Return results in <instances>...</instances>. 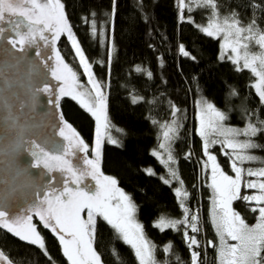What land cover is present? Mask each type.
<instances>
[{
  "label": "trees",
  "instance_id": "obj_1",
  "mask_svg": "<svg viewBox=\"0 0 264 264\" xmlns=\"http://www.w3.org/2000/svg\"><path fill=\"white\" fill-rule=\"evenodd\" d=\"M62 2L85 56L93 65L95 79L106 86L108 116L120 130L115 136L117 143L104 146L103 173L115 178L117 186L131 197L147 239L156 246V260L177 264L176 256H179L183 264H187L190 257L183 239V227L164 232L154 227L161 216L182 218L174 192L176 184L162 182L161 176L169 179L167 168L152 155L153 150H160L158 145L163 142L164 126L175 117L179 118L181 127L170 145L190 194L186 206L194 207L198 201V180L201 183L199 196L204 201L206 232L204 237L198 234L202 244L198 249V264H218L210 199L202 177L201 166L206 156L197 130L196 105L200 100L212 103L225 113L224 124L230 127H244L253 111L264 119V104L250 87L256 77L247 69L236 71V66L222 54L220 41L197 30V26L206 25L207 12L203 9L193 10L190 15L184 13L186 20H195L194 25L179 19L177 0H115L114 16L109 15L114 0ZM185 3L196 9L191 0H185ZM215 3L221 18L235 12L242 25L255 20L259 28L264 29V13L261 12L264 0H215ZM250 3L256 7L250 9ZM92 19L97 25L95 37L91 35L89 23L85 22ZM180 44L189 56L180 53ZM221 55L225 58L221 59ZM137 68L141 70L137 71ZM148 73H151L150 77ZM233 89L237 95H232ZM133 97L139 102L133 103ZM69 105L79 115L81 122L78 125L84 134L96 139L93 118L75 104ZM174 108L179 109L175 115ZM254 139L262 147L252 150L253 154L264 158V134ZM211 151L228 170L229 162L221 155L220 146ZM147 169H152L155 175H149ZM234 209L248 225L256 223L258 214L248 211L245 203L235 201ZM191 235L193 233L189 232ZM207 241H211V245L206 244ZM169 242L172 251L165 253L162 249ZM94 248L101 257V264H138L130 246L124 244L101 218H97ZM0 250L9 264H53L40 248L21 241L6 230L0 231ZM49 250L55 258L60 257L57 247Z\"/></svg>",
  "mask_w": 264,
  "mask_h": 264
},
{
  "label": "snow or ice",
  "instance_id": "obj_2",
  "mask_svg": "<svg viewBox=\"0 0 264 264\" xmlns=\"http://www.w3.org/2000/svg\"><path fill=\"white\" fill-rule=\"evenodd\" d=\"M191 3L196 5V9L186 5L185 0H177L179 19L195 25V20L192 18L186 20L184 13L188 12L190 15L193 10L198 9L207 12L206 26H197V30L213 38H219L223 34L222 48L230 49L234 54L229 55L228 59L236 66V71L247 69L258 78V82L250 87L255 89L261 104H264V29L259 28L255 20L242 25L235 12L221 18L215 0H191ZM114 5L115 0L110 16L115 15ZM255 7L254 4H249L250 9ZM64 9L62 0H0V39L6 38V32L14 34V37L8 36L7 41L14 47L18 41L21 46L19 51L23 52L24 45H35L37 40L43 41L47 46H53L61 36H66L72 57L86 77L89 87H85L80 82L77 71L70 67L60 51L54 48L55 65L50 70L51 76L62 83L56 93H53L48 85L44 86L43 91L56 97V100H50V103L58 106L60 97H70L95 118L96 160L85 158L83 164L86 167L81 170L74 167L71 160L65 159L76 155L74 149H79L80 152L88 150V145L70 124L65 125L70 130V135H65L63 129L59 132V135L68 141L63 147V155H54L35 140L29 141L30 154L35 158V167L39 168L43 165L49 172L59 170L65 176L62 180L63 186L59 189L50 187L42 199L26 208L21 214L9 216L6 211L0 210V231L6 230L21 241L45 249L43 237L37 230V225L33 223L35 216L45 229L57 235L63 255L69 264H101V257L94 250L97 217H100L115 230V234H118L124 244L130 246L138 264H169L167 260H156V246L146 239L143 225L134 219L136 206L131 197L117 186L118 182L115 178L100 172L98 162L102 143L101 129L109 128L107 96L104 90L106 86L94 78L93 65L86 58ZM261 12L264 13V9H261ZM92 16L94 17L95 14L93 13ZM85 22L89 23L91 35L97 36L95 19ZM242 41L253 43L250 46ZM251 47L256 51L252 52ZM178 48L183 56H189L184 45L180 44ZM242 49L245 50L243 55H241ZM37 55L39 56L40 53L37 52ZM220 58L225 57L221 55ZM241 61H243L242 66ZM140 70L137 68V71ZM148 75L150 77L151 73ZM232 95H237L234 89ZM137 102H139L138 98L133 97V103ZM202 105L204 114L200 119L199 136L202 138V149L207 159L201 167L202 170L210 169L211 181L208 187L212 190L211 223L218 237V244L214 246L217 249L218 264H264V166L244 167L245 163L250 162L264 165V158L257 157L252 152L262 147L254 138L264 134V119H260L259 113L253 111L244 127L225 126L223 122L227 116L224 112L207 101H202ZM177 111L179 109L174 108L173 115ZM164 127L166 130L162 133L163 139L169 141L170 133H175L178 125L173 120L171 127L168 125ZM16 130V124H11L7 133L9 139L15 135ZM110 142L117 143L116 140ZM215 145L220 146L221 155L228 159L234 176L226 174L218 163L217 156L209 152L210 146ZM158 147L168 149L167 159H163L159 151L152 152V155L167 168L170 179L161 176L162 182L170 185L172 180H177L181 185L176 187L174 192L178 206L182 210V218L161 216L154 223V227L164 232L166 229L176 231L178 226H182L183 239L189 249L190 259L187 264H198L200 256L198 249L202 244L196 235L189 236V230L194 234L199 232L196 223L198 217L195 214L189 216L190 209L186 206L189 193L183 187V180L178 177L177 170L171 166L175 161L170 146L160 143ZM146 171L149 175H155L152 169ZM245 175L256 178L244 182V187L254 190V194L242 196L241 184ZM87 176H91L92 180L96 181L95 186H81ZM69 181L74 186H69ZM237 200L245 203L248 211L258 214L255 225H248L241 215L233 210L232 203ZM250 204L257 206L248 207ZM85 210L86 217H82ZM229 240L236 243H229ZM205 243L211 245V241ZM162 251L171 253L172 244L169 242ZM176 260L177 264H183L179 256H176ZM0 264H3L2 252H0Z\"/></svg>",
  "mask_w": 264,
  "mask_h": 264
},
{
  "label": "water",
  "instance_id": "obj_3",
  "mask_svg": "<svg viewBox=\"0 0 264 264\" xmlns=\"http://www.w3.org/2000/svg\"><path fill=\"white\" fill-rule=\"evenodd\" d=\"M5 36L0 39V210L11 216L42 199L46 183L54 179L58 186L61 182L59 173L51 174L42 165L35 167L29 141L35 140L54 155L63 154L65 143L58 135L62 126L59 109L40 91L45 85L60 83L31 51H19L8 43L10 35ZM13 123L17 130L9 139ZM76 166H81L80 156ZM3 264H9L4 256Z\"/></svg>",
  "mask_w": 264,
  "mask_h": 264
},
{
  "label": "flooded vegetation",
  "instance_id": "obj_4",
  "mask_svg": "<svg viewBox=\"0 0 264 264\" xmlns=\"http://www.w3.org/2000/svg\"><path fill=\"white\" fill-rule=\"evenodd\" d=\"M5 28H7V25H5ZM7 34H9L10 36L14 37V34H11V33H7ZM46 34L49 35V36L51 35L50 33H46ZM15 47L18 48V49L21 47L18 41H17V44L15 45ZM24 48L26 50L31 51L37 57V59L42 63L43 67L45 69L49 70V71L55 65V59H54L55 53L53 51V49L55 48V49L60 51L62 57L64 58V61L66 63H69L70 67H72L75 71H77L78 75L80 73L78 71L79 68H78V66L76 64V60L72 57V50L70 48V44H69L66 36H61L59 41H57V43L55 45H53V46H47V45H45V43L43 41L37 40V43L35 45H32V46L24 45ZM37 52L40 53L39 56L37 55ZM50 57H51V59H49ZM54 81L56 83H58V84L60 83V85H58V86H54V87L50 86L52 88L53 93H56V92H58V89L61 86L62 82L56 81L55 79H54ZM82 82H85V80H83ZM43 88L40 89V91L42 93H44L51 101H52V99H53V101H55L56 97L54 95L50 96L48 93H45L43 91ZM72 103L75 104L79 109L83 110L80 107V105L76 101L72 100L70 97H60L59 98V103H58L57 107L59 109L60 118L62 120L61 129L64 130L65 135H70V130L67 127H65L66 124H70L72 126V128H74L76 130V132L79 133V137L88 145V150H87V152H80L79 149H74V151L76 152V155L65 157V159L71 160V162H72L74 167L83 170L86 167L83 164V160L85 158L91 159L93 161L96 160V158H95V147H94L95 138L93 136H92L91 139L88 138V135L87 134L85 135L84 132L81 130V127L78 125L81 122L80 119H79V115H77L75 110H73L70 107V105H69V104H72ZM60 130L58 131V135H59ZM59 137L64 140L65 145L68 143V141H66L60 135H59ZM28 152L29 153L31 152L30 143H29V146H28ZM79 156H80L81 166L77 167L76 166L77 157H79ZM34 160H35V158H34ZM99 169H100V172L103 173L102 168H101V163H99ZM50 173L51 174L59 173L60 174V178H61V182L59 183L58 186L54 185L55 184L54 179H52L50 182L46 183V185L44 187V195L49 191L50 187H54V188L59 189V188H61L63 186L62 185V180L65 178L64 174H62L59 170H54V171H52ZM103 175H105V174L103 173ZM105 176H107V175H105ZM85 179L89 180L88 184H86V185L95 186L94 183H92L91 180H90L91 176H87L83 180H85ZM69 186H74V185H72L71 182L69 181ZM82 214L84 215V213H82ZM33 223H35L37 225V230L40 232L41 236L43 237V240L45 242V247H46V250L48 252V256L47 257L53 262V264H57V263L58 264H69V262L67 261L66 257L63 255L62 246L58 242L57 235L53 234L48 229H44L40 225V223L38 222V220L35 217L33 218ZM52 247H57L58 248L59 253H60V257L58 259L55 258L52 255V253L50 252L49 248L51 249Z\"/></svg>",
  "mask_w": 264,
  "mask_h": 264
},
{
  "label": "rangeland",
  "instance_id": "obj_5",
  "mask_svg": "<svg viewBox=\"0 0 264 264\" xmlns=\"http://www.w3.org/2000/svg\"><path fill=\"white\" fill-rule=\"evenodd\" d=\"M206 26V25H205ZM104 29V28H103ZM106 30V29H105ZM105 30H103L104 31V35L106 34V32H105ZM215 39H218L219 41H220V45H221V49H222V54L225 56V57H228L229 55H234L232 52H231V50L230 49H224V48H222V45H223V34H221L220 35V37L219 38H215ZM243 43H248L250 46L252 45V41H242ZM110 45H111V42H110ZM112 47V46H111ZM244 49H242L241 50V55H243L244 54ZM251 51L252 52H255L256 51V49L254 48V47H251ZM242 63H243V61H241V66H242ZM76 64H77V62H76ZM77 66H78V64H77ZM78 71L80 72L79 73V80H80V82L85 86V87H89L88 85H87V81H86V77L84 76V74H83V72H82V70L80 69V67L78 66ZM95 78V77H94ZM83 80H85V82H82ZM258 82V78H256V80H255V83H257ZM105 94H106V96H107V93H106V91H105ZM202 101L203 100H200L199 101V103L196 105V113H197V130H198V134H199V128H200V119H201V116L204 114L203 112H202V107H203V105H202ZM83 109V108H82ZM83 111H85L84 109H83ZM86 112V111H85ZM87 114H89L90 116H91V114L90 113H88V112H86ZM92 118H93V120L95 121V125H96V120H95V118L93 117V116H91ZM107 117H108V120H109V128L107 129V130H105V129H101V141H102V143H101V149H100V158H99V163H101V160H102V155H103V149H104V146H106V145H108V144H116V143H111L110 141L111 140H116L115 139V136L117 135V134H119L120 133V130L116 127V126H114L113 124H112V122L110 121V118H109V116H108V111H107ZM177 117H175V121H176V123H177V125H178V127H177V129H176V131H175V133H170V137H171V139L169 140V141H165L164 139H163V142L162 143H165L166 145H168V146H170V148H171V145H170V143H171V140L175 137V135L177 134V130L181 127V121H180V119L179 118H177ZM172 122L173 121H171L169 124H168V126L169 127H171L172 126ZM224 123V122H223ZM225 125V124H224ZM226 126V125H225ZM166 130V129H165ZM215 146H219V145H215ZM215 146H210V148H209V152L211 153V154H213V155H215L212 151H211V149L213 148V147H215ZM94 147H95V145H94ZM167 151H168V149L166 148V149H160L159 150V152H160V154H161V157L163 158V159H167ZM171 151H172V149H171ZM222 151V150H221ZM229 151H231V150H229ZM172 155H173V152H172ZM173 157H174V155H173ZM95 158H96V155H95ZM206 159L207 158H205V161H206ZM218 160V159H217ZM174 161H175V163L174 164H171V166L173 167V168H175L176 170H177V172H178V177L180 178V179H182L181 178V175H180V172H179V170H178V167H177V162H176V159H175V157H174ZM204 161V162H205ZM218 163H219V161H218ZM256 163H259V162H250V163H245L244 164V167L245 168H247V167H253V168H259L257 165H256ZM220 164V163H219ZM43 166V165H42ZM220 166H221V164H220ZM200 168V167H199ZM221 168L223 169V171L226 173V174H228V175H232V176H234V173L231 171V169H230V167L228 166V170H226V169H224L222 166H221ZM202 177L204 178L203 179V184L204 183H206V186H207V196L209 197V199H210V220H211V192H212V190H211V188H209L208 187V184L210 183V181H211V176H210V169H204V170H202ZM198 178H199V174H198ZM169 179H170V177H169ZM249 179H256L255 177H248L247 175H245L244 177H243V179H242V184H241V195L243 196V195H245V194H247V195H252V194H254V190H252L251 192L252 193H245L244 191H246V190H250V189H246L245 187H244V182L245 181H247V180H249ZM91 180V182L92 183H94V185L96 184V181H94V180H92V178L90 179ZM88 182H89V180H83V184L81 185V186H84V185H86V184H88ZM171 183H174V184H176V187H179V186H181L179 183H178V181L177 180H172L171 181ZM199 185H201V183L199 182V180H198V187H197V191H198V201L196 202V204H195V206L193 207V206H190V207H188L189 209H190V213H189V216H191L192 214H195V215H197V217H198V219H197V226H198V228H199V232L198 233H196V234H194L193 233V235H196L197 236V239L199 240V238H200V236H202V237H204V235H205V232H206V225H205V222H206V220H205V211H204V209H201V199H200V196H199V194H200V191H201V188H200V186ZM183 187L187 190V188H186V186H185V184H184V182H183ZM188 191V190H187ZM208 194H210V196L208 195ZM189 197H190V194H189ZM189 199V198H188ZM187 199V200H188ZM234 204H235V201L232 203V208H233V210L235 211V209H234ZM255 206H257V205H255V204H250L249 205V207H255ZM241 215V214H240ZM82 216L83 217H86V211L84 212V215L82 214ZM242 217V216H241ZM98 218V217H97ZM100 218V217H99ZM243 218V217H242ZM102 219V218H101ZM134 219H135V221L136 222H138V223H140V221L138 220V217H137V212H135V216H134ZM244 219V218H243ZM245 220V219H244ZM245 222L247 223V221L245 220ZM256 223H257V221H256ZM255 223V224H256ZM141 224V223H140ZM254 224V225H255ZM213 226V225H212ZM213 229H214V226H213ZM215 230V229H214ZM143 231H144V229H143ZM189 232H191L190 230H189ZM200 236H199V235ZM144 235H145V233H144ZM145 237H146V235H145ZM146 239H147V237H146ZM216 240H217V244H218V237L216 236ZM229 243H236L235 241H231V240H229ZM38 247V246H37ZM39 248V247H38ZM206 249V245H205V243H204V250ZM47 256H48V252H47V250H46V247H45V249H41ZM94 250H95V248H94ZM96 251V250H95ZM216 253H217V249H216ZM217 263H218V257H217ZM58 264V263H57Z\"/></svg>",
  "mask_w": 264,
  "mask_h": 264
},
{
  "label": "bare ground",
  "instance_id": "obj_6",
  "mask_svg": "<svg viewBox=\"0 0 264 264\" xmlns=\"http://www.w3.org/2000/svg\"><path fill=\"white\" fill-rule=\"evenodd\" d=\"M201 209H204V201L202 198H201Z\"/></svg>",
  "mask_w": 264,
  "mask_h": 264
}]
</instances>
